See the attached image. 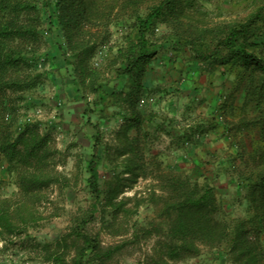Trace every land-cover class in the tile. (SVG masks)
Returning <instances> with one entry per match:
<instances>
[{
	"label": "rangeland",
	"instance_id": "1",
	"mask_svg": "<svg viewBox=\"0 0 264 264\" xmlns=\"http://www.w3.org/2000/svg\"><path fill=\"white\" fill-rule=\"evenodd\" d=\"M160 1L102 0L70 39L57 0H39L40 40L12 42L28 63L10 74L29 85L2 97L1 131L37 124L50 141L47 183L34 193L21 181L36 167L0 155V204L26 223L0 238V264H77L81 254L83 264H235L226 241L172 257L167 206L183 180L214 189L217 219L251 214L249 184L264 174V75L212 66L186 41L220 38L264 0H182L151 37L164 47L139 89L119 72V50L136 15ZM93 157L100 196L88 183Z\"/></svg>",
	"mask_w": 264,
	"mask_h": 264
},
{
	"label": "trees",
	"instance_id": "2",
	"mask_svg": "<svg viewBox=\"0 0 264 264\" xmlns=\"http://www.w3.org/2000/svg\"><path fill=\"white\" fill-rule=\"evenodd\" d=\"M102 0H57L59 25L71 31L70 39L81 29L84 22L91 19ZM182 0H161L152 5L144 14H137L131 29L125 36L126 43L121 46L119 72L132 79L140 89L138 80L144 78L147 65L164 47V43L152 39L159 22L177 18ZM51 1L47 2V5ZM40 3L39 0H0V109L6 108L2 97L8 90H21L29 85L26 80L14 77L11 70L27 64V59L18 46L11 45L17 39L36 43L40 40ZM193 45L197 59L212 66L226 67L232 71L243 68L264 75V7L254 12L247 20L229 26L224 35L210 42ZM1 113V111H0ZM2 118L0 117V120ZM0 155L10 164H25L36 167L37 171L25 173L21 185L27 193H34L47 183L42 176V166L49 155L50 137L41 134L37 124H26L16 137L1 131ZM99 161L93 157L87 163L90 190L100 196ZM179 198L167 206L175 212L173 225L168 229L174 245L172 257L193 254L198 241L216 244L226 241L235 264H264V174L257 176L249 184V205L251 214L247 218L229 222L217 219V199L209 185L199 189L197 184L178 182ZM170 214V213H168ZM26 229V223L16 221L11 209L0 204V238L17 235ZM79 236L90 238L84 231ZM92 245V244H91ZM98 244L92 245L93 251ZM84 248V249H86ZM83 253V250H82ZM77 264H83L82 254Z\"/></svg>",
	"mask_w": 264,
	"mask_h": 264
}]
</instances>
